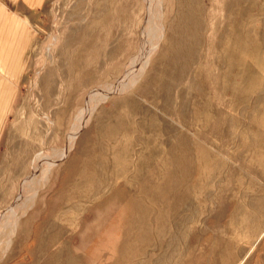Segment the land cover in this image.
I'll list each match as a JSON object with an SVG mask.
<instances>
[{
  "label": "rangeland",
  "instance_id": "obj_1",
  "mask_svg": "<svg viewBox=\"0 0 264 264\" xmlns=\"http://www.w3.org/2000/svg\"><path fill=\"white\" fill-rule=\"evenodd\" d=\"M0 264H264V0H0Z\"/></svg>",
  "mask_w": 264,
  "mask_h": 264
},
{
  "label": "bare ground",
  "instance_id": "obj_2",
  "mask_svg": "<svg viewBox=\"0 0 264 264\" xmlns=\"http://www.w3.org/2000/svg\"><path fill=\"white\" fill-rule=\"evenodd\" d=\"M150 2H152V0H150ZM151 5V4H150ZM155 6V5H154ZM152 9V8H151ZM153 10V9H152ZM154 12V11H153ZM146 48L148 47V46H145ZM144 47V48H145ZM145 48V49H146ZM148 50V49H147ZM146 52V51H145ZM144 53V52H143ZM143 59V58H142ZM129 81V80H128ZM106 88V87H105ZM120 88V87H119ZM113 90V89H112ZM112 90L110 91V89H104V90H97V91H95L93 94L94 95H97V97H98V101H103V100H105L108 96H109V94L112 92ZM115 92V91H114ZM96 97V98H97ZM93 99V98H92ZM89 103H90V101H89ZM90 110V105H89V107H88V105H87V108L84 110L85 112L82 114V115H84V116H86V114L88 115V111ZM83 112V111H82ZM83 120H84V118H83ZM80 121H81V119H80ZM84 122V121H83ZM85 124H83V123H80V125H78L75 129H73L72 131H71V133H70V137H69V140H68V148L66 149V151L65 152H63V153H60V154H58L57 155V157L58 158H56V159H53V158H49V157H45V158H41V162H43L44 163V161H47V160H49V163H48V165H46L47 166V169H50L51 167H52V165H54L55 164V162H57L58 160H60L61 159V156H64L65 155V153H67V151H68V149H70L71 148V146H72V143H73V140L75 139V137L77 136V133L80 131V129H82L83 128V126H84ZM42 159H44L43 161H42ZM40 162V165L39 166H41L43 163H41ZM45 172H46V170L43 172V178H46L45 177ZM31 183V182H30ZM30 183H29V185H30ZM26 187V186H25ZM30 188V187H29ZM29 191V190H28ZM30 192H31V190H30ZM29 192V193H30ZM35 193V192H34ZM34 196V194L33 195H29V196H26L25 198L23 197V198H21L22 200L20 201V199H19V202H20V204H19V209H22V210H24V209H27V208H29L30 206H31V200L33 199L32 197ZM17 207V206H16ZM17 210V209H16ZM21 210V211H22ZM16 212H18V210L16 211ZM13 222V221H12ZM14 223V222H13Z\"/></svg>",
  "mask_w": 264,
  "mask_h": 264
}]
</instances>
